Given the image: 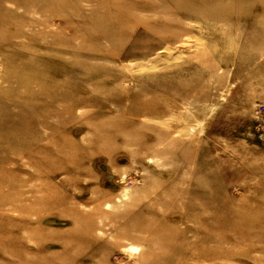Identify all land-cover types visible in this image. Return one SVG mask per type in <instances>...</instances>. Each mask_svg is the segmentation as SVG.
I'll use <instances>...</instances> for the list:
<instances>
[{
    "label": "rangeland",
    "instance_id": "obj_1",
    "mask_svg": "<svg viewBox=\"0 0 264 264\" xmlns=\"http://www.w3.org/2000/svg\"><path fill=\"white\" fill-rule=\"evenodd\" d=\"M0 264H264V0H0Z\"/></svg>",
    "mask_w": 264,
    "mask_h": 264
}]
</instances>
